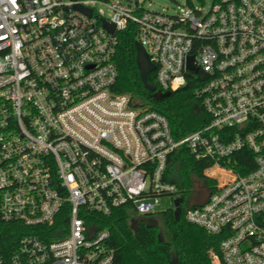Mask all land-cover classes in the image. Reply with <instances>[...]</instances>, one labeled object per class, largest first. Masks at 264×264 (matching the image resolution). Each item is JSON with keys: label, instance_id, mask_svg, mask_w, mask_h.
<instances>
[{"label": "built area", "instance_id": "1", "mask_svg": "<svg viewBox=\"0 0 264 264\" xmlns=\"http://www.w3.org/2000/svg\"><path fill=\"white\" fill-rule=\"evenodd\" d=\"M130 24L157 88L194 81L200 128L176 138L164 114L115 90ZM185 151L209 163L202 205L175 174ZM165 196L223 237L211 264H264V0L174 15L141 0H0V264H112L99 216L156 215Z\"/></svg>", "mask_w": 264, "mask_h": 264}, {"label": "trees", "instance_id": "2", "mask_svg": "<svg viewBox=\"0 0 264 264\" xmlns=\"http://www.w3.org/2000/svg\"><path fill=\"white\" fill-rule=\"evenodd\" d=\"M196 1L203 4L205 2ZM187 2L191 6L196 4L193 0ZM117 38V92L127 93L150 109L164 114L176 138L200 128L208 121L194 96L196 84L192 80L181 89L172 91L168 97L161 100L152 98V92L143 84L137 69L134 25L130 24L124 31L118 32ZM148 79L150 83L157 85L155 72H151ZM241 154H248V151H242ZM249 157L252 159V154L249 153ZM238 159L241 160V157L238 156ZM208 164L206 161H197L185 151L184 155L176 158L175 174L190 190L193 177L197 175L203 178ZM236 171L244 172L238 167ZM206 183L214 184V179H206ZM155 216L160 219L158 225L143 224L136 232L132 229L131 216L125 208H120L109 216H99L100 225L110 232L107 243L114 252L112 264H211L210 252H219L223 238L221 235L208 233L203 227L189 222L183 207L168 209ZM7 226L0 219V231L7 232Z\"/></svg>", "mask_w": 264, "mask_h": 264}, {"label": "water", "instance_id": "3", "mask_svg": "<svg viewBox=\"0 0 264 264\" xmlns=\"http://www.w3.org/2000/svg\"><path fill=\"white\" fill-rule=\"evenodd\" d=\"M135 4H138V0H135ZM79 9H82L84 11H87L88 14L91 15L90 9H85L81 7L80 5L77 6ZM103 26L111 33L115 32V25L111 22H109L106 19L102 20ZM136 47V62L140 74V78L144 85L152 92V98L154 100H161L165 97H168L171 92L170 91H162L161 89L157 88L155 84H152L149 82L148 76L153 70L155 69V64L151 61L150 55L148 54V51H146L145 47L137 40L135 42ZM188 65L189 68H191L194 71H197V67L193 65V56H189L188 58ZM195 179L194 182V191L189 196L188 200L190 203V206H196V205H202L207 199L210 194V191L208 187L205 184L204 180H199L197 175L193 177ZM174 206L177 207V202L174 203ZM132 229L134 232L137 231V227L132 226Z\"/></svg>", "mask_w": 264, "mask_h": 264}, {"label": "rangeland", "instance_id": "4", "mask_svg": "<svg viewBox=\"0 0 264 264\" xmlns=\"http://www.w3.org/2000/svg\"><path fill=\"white\" fill-rule=\"evenodd\" d=\"M109 1H112V0H109ZM121 1H130V0H121ZM141 1H142V6L146 9H150V11L155 10V11L164 12V13L171 14V15L181 12V8H183L186 3L188 4L187 0H141ZM193 2L203 4V3L197 2L196 0H193ZM213 2L214 0H205L203 4L205 10H208L211 7ZM172 204H173L172 197L165 196L161 200L160 209L166 210L167 208L171 207ZM159 220L160 219H158V221Z\"/></svg>", "mask_w": 264, "mask_h": 264}, {"label": "flooded vegetation", "instance_id": "5", "mask_svg": "<svg viewBox=\"0 0 264 264\" xmlns=\"http://www.w3.org/2000/svg\"><path fill=\"white\" fill-rule=\"evenodd\" d=\"M194 182H192V188L194 189ZM158 219L155 215H145V216H141V215H137L135 214L134 216H132L130 218V224L131 226H135L137 227V230L140 228V226L147 225V226H156L158 225Z\"/></svg>", "mask_w": 264, "mask_h": 264}]
</instances>
